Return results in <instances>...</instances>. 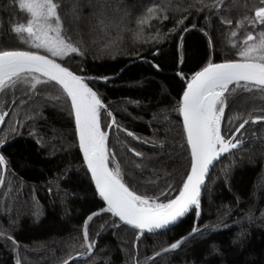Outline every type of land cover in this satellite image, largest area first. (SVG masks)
I'll return each instance as SVG.
<instances>
[{
	"label": "snow or ice",
	"instance_id": "1",
	"mask_svg": "<svg viewBox=\"0 0 264 264\" xmlns=\"http://www.w3.org/2000/svg\"><path fill=\"white\" fill-rule=\"evenodd\" d=\"M12 4L25 14L26 21L10 23V31L17 36L22 46L0 47V126L7 122L9 133L13 135L23 127L24 121L18 119L21 115L18 111L20 108L31 110L30 115L24 113L28 121L46 119L43 108L49 105L58 113L67 111L68 116L74 120V133L86 173L90 174L94 194L102 203L101 207L90 211L83 219L82 237L73 240L69 245L71 251L59 264H77L80 258L95 255L100 233H96L95 237L90 235L89 225L94 219L103 216H108L109 219L100 225L101 231L106 227H130L136 233L131 245L132 264H156L159 257L177 252L190 240L203 243L209 240V233L231 228L232 225L224 223L231 215L230 210L218 214L214 223H199L202 215V190L208 187L211 169L221 159L233 157L231 164L219 170V176L225 183H230L228 177L235 164L233 154L246 140L245 126L249 123H264V109L247 115L234 111L237 98L242 95L253 98L259 95L264 98V0H258V4L251 8L245 3L243 8L248 14L235 21L227 18L235 7L230 0H191L183 7L179 4L172 7L170 0L166 3L153 0L150 6H142L144 10L135 18L134 30L126 27L132 22V12L128 6H122V0H86V4L74 0L70 15L62 11V0H12ZM84 7L91 9L87 16L83 15ZM170 11L173 18L179 15V19L175 20L168 33L160 34L157 31L155 35L146 36L144 26L148 21L153 18L167 20ZM193 11L197 13V17L185 27V21ZM205 11L208 13L204 17L205 27L199 29L206 37V49L200 57L202 62L191 75L182 70L173 73L182 81V94L174 107L162 110L180 118L178 123L182 128L184 143L179 147L188 153V166L175 185L167 183L163 190L149 195L147 189L159 187V178L146 179V191L138 193L128 180L130 174L126 168L131 164L134 171L142 174L154 158L117 137V144L132 157L122 164L117 153L109 148L110 133H123L126 138L151 145L160 152L169 145L165 140L147 139L124 127L103 94L90 86L94 81L107 83L113 76L79 74L84 72L83 68L77 66L73 70L71 66H66L73 55H85L81 48L83 40L74 41L69 32L75 30L79 34V22L87 20L89 23L85 27L89 34L106 40L103 49L112 50H116L115 46L122 39L123 32L132 31L134 45L138 41L140 46L148 42H160L165 39V35L174 34L180 39L173 53V66L182 69L187 60L183 46L184 34L196 28V19ZM213 16L222 26L231 29L226 37L231 51L223 53L224 58L219 62L214 58L215 41L208 30ZM249 25L252 30L247 31L242 40L238 39L240 31ZM133 54L137 59L145 60L140 52ZM151 55L156 58L162 53L157 48ZM149 63L154 70H161V65L154 60ZM165 87L161 85L162 90ZM9 117L11 119H7ZM156 119L154 115L153 121ZM165 123H171L170 115L165 117ZM170 131L166 130V136ZM155 134L154 131L153 135ZM31 135L38 137V144L43 143L35 128ZM6 143V139L0 137V148ZM171 147L175 148L177 145L173 144ZM174 155L178 157L180 154ZM172 158L173 154H169V159ZM7 164L5 155L0 152V187L5 186ZM161 167L163 168V164ZM152 171L155 175L157 170ZM171 175L165 172L167 178L170 179ZM212 179L215 182L216 178ZM7 184L11 189V181H7ZM51 191L49 188V192ZM3 195L9 197L11 191ZM237 202L239 203L238 198ZM35 214L39 215L38 207ZM192 214L193 222L184 235L153 250L143 261L139 259V242L143 235L167 231L182 223L186 215ZM245 218L249 221L253 219L251 209L245 214ZM261 218H264V212H261ZM243 235V232L238 233V237ZM0 238L10 242L13 250L19 247V242L2 226ZM235 242L234 239L233 243ZM77 244L80 250H76ZM207 248L205 264H208V257L219 253V245L214 241L208 242ZM15 264H21L19 255ZM105 264H108L107 260ZM192 264L196 262L192 261Z\"/></svg>",
	"mask_w": 264,
	"mask_h": 264
},
{
	"label": "trees",
	"instance_id": "2",
	"mask_svg": "<svg viewBox=\"0 0 264 264\" xmlns=\"http://www.w3.org/2000/svg\"><path fill=\"white\" fill-rule=\"evenodd\" d=\"M80 2L86 4V0ZM152 2L153 0H122V6H128L132 12V22L126 25L128 29L136 28L135 18L144 10L142 6H150ZM155 2L166 3L169 0ZM190 2L191 0H170L172 7L177 4L183 7ZM62 3V11L70 15L74 0H62ZM230 3L235 7L227 18L235 21L248 14L243 8L245 3L251 8L258 4V0H230ZM90 11L91 9L84 7L83 15L87 16ZM207 14V11L200 14L196 19V28L184 34L183 46L187 60L182 69L173 66V53L180 39L174 34L165 35V39L160 42H148L140 46L138 41L134 45L132 31L123 32L122 39L115 46L116 50H112L103 49L106 40L89 34L85 27L89 23L87 20L79 22V34L75 30L69 32L74 41L83 40L81 48L85 55H73L66 66H71L73 70L77 66L83 68L84 72L79 74L114 76L107 83L94 81L90 86L103 94L124 127L147 139L165 140L169 145L160 152L151 145L126 138L123 133H110L109 148L117 153L122 164L132 157L117 144V137L154 158L142 174L134 171L131 164L126 168L130 174L128 180L138 193L146 191V179L159 178V187L147 189L149 195L157 194L167 183L175 185L188 166V153L179 147L184 143L182 128L178 123L180 118L162 110L174 107L182 94V81L173 73L182 70L191 75L202 62L200 57L206 49V37L199 29L205 27L204 17ZM194 17H197L195 11L185 21V27L193 23ZM176 19H179V15L173 18L171 11L167 20L153 18L144 26L146 36L155 35L157 31L167 34ZM25 21V14L13 6L12 0H0V47L22 46L17 36L10 31V23ZM208 30L215 41L214 58L219 62L224 58L223 53L231 51L226 39L231 29L222 26L213 16ZM251 30L250 25L246 26L240 31L238 39L242 40L246 32ZM157 48L162 55L153 58L151 53ZM135 52H140L145 60L137 59L133 54ZM153 60L161 65L160 71L151 67L149 62ZM121 69L124 70L121 72ZM162 84L166 86L163 90ZM261 109H264V98L259 95L254 98L242 95L237 98L234 107L235 112L244 115L249 112L258 113ZM18 111L21 113L18 119L24 121V126L13 135L9 133L6 122L0 132V137L7 141L2 153L8 161L5 186L0 190V205H3L0 206V226L19 242V247L13 250L10 242L0 238V264H15L17 255L21 264H59L71 251L69 245L73 240L82 237L83 219L90 211L101 207L102 203L94 194V185L90 182V175L86 173L74 133V120L68 116L67 111L58 113L49 105L43 108L46 119L39 118L35 121L25 119L24 113L30 115V109L20 108ZM154 115L157 117L155 121ZM169 115L171 123H165V117ZM33 128L39 138H42V144L36 142L37 136L31 135ZM168 129L171 131L166 136ZM244 131L245 143L233 154L235 164L228 177L230 183H225L219 176V170L231 164L233 157L223 158L215 165L202 196L200 224L214 223L218 214L230 210L231 215L224 223L232 227L209 233V240L203 243L190 240L177 252L159 257L156 264H192V261L205 264L207 243L211 241L219 245V253L208 257V264H264V218H261V212H264V123H249ZM173 144L177 147H171ZM176 153L180 155L177 157L174 155ZM169 154H173L172 159H169ZM153 169L157 170L155 175ZM165 172L172 174L170 179L165 176ZM212 178H216L215 182ZM7 181H11V189ZM49 188L52 189L51 192ZM7 191H11L9 197L3 195ZM18 200L23 201L20 212L16 211ZM37 207L39 215L35 214ZM250 209L253 216L251 221L245 218ZM108 219V216H103L90 222V235L95 237L96 233H100L95 255L80 259L77 264H105L106 260L108 264H132L131 245L136 233L129 227H106L101 231L100 225ZM193 219L194 214L170 230L143 235L139 242V259L143 261L153 250L184 235ZM241 232L244 235L238 237ZM76 250H80L78 244ZM72 254H75L74 251Z\"/></svg>",
	"mask_w": 264,
	"mask_h": 264
},
{
	"label": "water",
	"instance_id": "3",
	"mask_svg": "<svg viewBox=\"0 0 264 264\" xmlns=\"http://www.w3.org/2000/svg\"><path fill=\"white\" fill-rule=\"evenodd\" d=\"M114 77V76H113ZM115 78V77H114ZM113 78V79H114ZM112 80V79H111ZM100 82H103V81H100ZM4 125V124H3ZM3 125L2 126H0V131H1V129H2V127H3ZM5 146H3L2 148H0V152H2V149L4 148ZM82 155V154H81ZM213 169V168H212ZM212 169H211V171H212ZM210 174H211V172H210ZM5 175H6V172H5ZM90 175V174H89ZM1 188L2 187H0V190H1ZM202 195H203V190H202ZM189 215H186V217H188ZM185 217V218H186ZM201 217H202V215H201ZM185 218H183V220L185 219ZM200 220H201V218H200ZM199 223H200V221H199ZM130 228V227H129ZM171 228H173V227H171ZM171 228H169L168 230H170ZM162 232H164V231H162ZM86 258H88V256H85V257H82V258H80V259H86ZM79 259V260H80Z\"/></svg>",
	"mask_w": 264,
	"mask_h": 264
},
{
	"label": "rangeland",
	"instance_id": "4",
	"mask_svg": "<svg viewBox=\"0 0 264 264\" xmlns=\"http://www.w3.org/2000/svg\"><path fill=\"white\" fill-rule=\"evenodd\" d=\"M22 202H23L22 200H18L17 205H16V211H18V212L21 211V210H20V206H21V203H22ZM13 224H14V222H13Z\"/></svg>",
	"mask_w": 264,
	"mask_h": 264
}]
</instances>
